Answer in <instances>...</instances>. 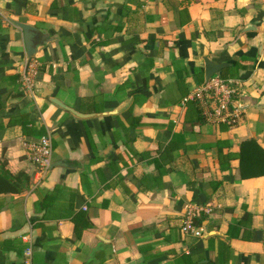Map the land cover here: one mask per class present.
Listing matches in <instances>:
<instances>
[{
	"label": "crops",
	"instance_id": "obj_1",
	"mask_svg": "<svg viewBox=\"0 0 264 264\" xmlns=\"http://www.w3.org/2000/svg\"><path fill=\"white\" fill-rule=\"evenodd\" d=\"M12 20L52 42L28 60ZM206 59L248 93L235 128L184 102ZM46 135L42 176L27 145ZM252 139L264 0H0V174L28 178L0 194V264H264V177L233 157ZM190 205L214 207L201 238L181 233Z\"/></svg>",
	"mask_w": 264,
	"mask_h": 264
},
{
	"label": "built area",
	"instance_id": "obj_2",
	"mask_svg": "<svg viewBox=\"0 0 264 264\" xmlns=\"http://www.w3.org/2000/svg\"><path fill=\"white\" fill-rule=\"evenodd\" d=\"M36 68L31 67L23 78L25 90H32L35 86ZM196 102L205 119L214 125H225L229 128L238 126L250 108L248 93L242 81L225 79L215 75L210 81L197 88L186 102ZM53 153L52 139L49 135L41 137L36 142L27 145V155L39 168L44 176L51 165ZM214 212L213 206H187L181 225L184 236L201 238L204 235V226L200 221ZM29 249L27 256L31 257Z\"/></svg>",
	"mask_w": 264,
	"mask_h": 264
},
{
	"label": "trees",
	"instance_id": "obj_3",
	"mask_svg": "<svg viewBox=\"0 0 264 264\" xmlns=\"http://www.w3.org/2000/svg\"><path fill=\"white\" fill-rule=\"evenodd\" d=\"M192 103L198 107L196 102ZM236 156L233 157L240 162L241 180L264 177V149L257 141L252 139L242 142L240 152ZM27 183L28 178L23 174L14 176L4 171L0 174V194L22 193L26 190Z\"/></svg>",
	"mask_w": 264,
	"mask_h": 264
},
{
	"label": "water",
	"instance_id": "obj_4",
	"mask_svg": "<svg viewBox=\"0 0 264 264\" xmlns=\"http://www.w3.org/2000/svg\"><path fill=\"white\" fill-rule=\"evenodd\" d=\"M12 22L24 32V41L28 60H32L37 55L39 50L45 48L52 42L51 36L39 28L25 22H17L14 20H12ZM205 62L206 82L210 81L215 75L221 74L222 71L227 67V65L216 64L208 59H206Z\"/></svg>",
	"mask_w": 264,
	"mask_h": 264
}]
</instances>
